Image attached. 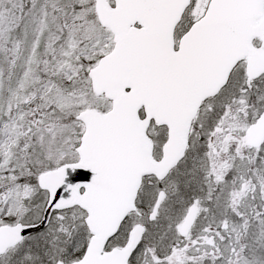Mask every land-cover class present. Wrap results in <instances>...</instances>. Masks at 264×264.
Listing matches in <instances>:
<instances>
[{
    "label": "snow or ice",
    "instance_id": "6c2138e0",
    "mask_svg": "<svg viewBox=\"0 0 264 264\" xmlns=\"http://www.w3.org/2000/svg\"><path fill=\"white\" fill-rule=\"evenodd\" d=\"M0 264H264V0H0Z\"/></svg>",
    "mask_w": 264,
    "mask_h": 264
}]
</instances>
